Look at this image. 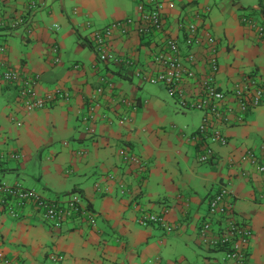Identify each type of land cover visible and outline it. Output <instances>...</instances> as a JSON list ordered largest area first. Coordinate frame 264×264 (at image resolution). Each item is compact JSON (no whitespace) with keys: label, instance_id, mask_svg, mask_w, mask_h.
Returning a JSON list of instances; mask_svg holds the SVG:
<instances>
[{"label":"crops","instance_id":"obj_1","mask_svg":"<svg viewBox=\"0 0 264 264\" xmlns=\"http://www.w3.org/2000/svg\"><path fill=\"white\" fill-rule=\"evenodd\" d=\"M29 1L0 0V20L9 23L23 16ZM37 1L31 34L25 27H0V46L7 48L0 63L23 75H38L41 94L61 89L70 92L71 100L28 114L17 100V90L0 82V183L39 187L46 197L61 201L79 193L97 223L92 227L77 221L55 228L31 206L16 219L0 204V264H149L157 259L163 264H219L223 254L207 252L198 231L210 197L224 183L230 185L236 217L253 231L249 264H264V174L242 160L247 150L260 153L264 147V100L243 123L232 117V123L222 127L228 145L216 146L214 161L200 165L198 149L188 139L203 114L183 112L175 102L174 113L170 112L169 103L159 95H145L149 83L125 73L115 62H100L92 44L80 41L79 36L87 34L82 32L87 20L102 27L130 16L128 12L117 7L109 15L106 0ZM171 1L168 23L173 30L180 16L210 10L204 23L218 40L220 85L232 86L254 72L264 76V40L242 24L244 1ZM136 3L132 15L137 13ZM246 4L255 13L261 9L260 1ZM54 46L60 48L59 64L54 62ZM112 50L156 68L151 63L153 47L137 36L116 39ZM195 51L197 71L203 74L207 51L204 47ZM104 82L113 85L119 98L139 107L133 111L104 106L98 109L97 120L86 123L88 99ZM153 86L159 93L166 91L162 85ZM101 101L110 99L102 96ZM122 114L132 121L120 125ZM129 153L139 155L142 165L128 163L124 156ZM163 207L169 211L166 220L172 232L138 224L142 209ZM51 255L64 260L53 262Z\"/></svg>","mask_w":264,"mask_h":264},{"label":"built area","instance_id":"obj_2","mask_svg":"<svg viewBox=\"0 0 264 264\" xmlns=\"http://www.w3.org/2000/svg\"><path fill=\"white\" fill-rule=\"evenodd\" d=\"M260 1L261 10L264 9V0ZM137 15L127 16L115 20L105 26L97 27L87 20L85 22L84 36L92 44L98 60L102 63L115 62L122 67L125 73L151 85H162L169 97L174 100L183 112L198 111L203 114L200 126L189 137V141L198 149V164L204 165L214 161L216 146L224 147L229 140L223 133L222 127L232 123V117L238 123H243L249 113L259 108L264 100V76L254 72L232 86L223 87L218 82L221 64L219 61L218 40L207 31L204 20L197 15L195 21H190L186 15L177 20L175 30L168 23V11L174 7L171 0H138ZM37 0H30L27 13L9 23L0 20V27L11 30L25 27L29 34L33 32L34 21L32 13L38 9ZM209 10V9H207ZM210 11V10H209ZM264 12H260L262 15ZM253 15L254 11L241 16V22L255 35L264 40V25L259 24ZM53 25V29H57ZM137 36L140 40L150 43L153 47L151 63L153 70L139 60L129 56H117L112 50L113 42L119 38ZM204 47L207 51L205 60L206 70L200 74L198 70V56L195 51ZM7 48L0 46V54L6 53ZM54 62L59 64L61 58L59 48L53 47ZM80 68L79 65L74 66ZM0 82L10 84L17 88V100L28 114L52 108L59 102H69L71 94L68 91L56 89L39 92L40 77L23 75L19 70L13 69L6 63H0ZM112 84L101 85L92 97L89 98V113L84 122L96 119L95 112L106 106L109 109L126 106L136 111L139 104L120 93H114ZM108 96L110 102H102L101 97ZM107 108V109H108ZM128 114H122L118 119L120 125L131 122ZM22 126L21 122H16ZM83 155L85 152H79ZM126 161L132 165H142L141 159L134 154L127 155ZM242 160L249 161L264 174V147L260 153L247 150ZM67 200L50 199L37 187H27L21 183H0V204L13 218H20L27 206L33 207L35 212L43 219L61 228L70 222L83 221L96 226L97 217L89 206L84 204L79 193H72ZM236 203L228 183L222 184L218 191L208 201V212L201 220L198 238L206 248L223 254L219 264H249V249L253 237L252 228L248 223L236 217ZM167 207L160 211L142 209L137 222L143 227L160 226L168 232L173 228L169 226L166 217L169 213ZM53 262H62L64 256L51 255ZM149 264H161L155 260Z\"/></svg>","mask_w":264,"mask_h":264},{"label":"rangeland","instance_id":"obj_3","mask_svg":"<svg viewBox=\"0 0 264 264\" xmlns=\"http://www.w3.org/2000/svg\"><path fill=\"white\" fill-rule=\"evenodd\" d=\"M107 2H108V5H109V7H108V11H109V15H113V14H115V10H116V8L117 7H120L121 8V10L124 8V10H126L127 12H128V15H130V16H136L137 15V13L136 14H134V15H132V12H133V10H134V8H135V2H137L138 3V0H106ZM237 1H239V0H237ZM242 1H244V2H242L245 6L244 7H246L245 9L247 10H245V11H243V12H245L244 14H249L250 12H252V9L251 8H253V6H250L251 8H249L248 7V5L246 4V2H248V3H250L251 5H257V4H259V0H242ZM136 3V4H137ZM137 7H138V4H137ZM248 9H251V10H248ZM254 17H255V20L259 23V24H263L264 25V19H263V17L261 16V14L260 13H257L256 15H253ZM82 32H85V31H82ZM73 46H74V44H73ZM76 47L74 46V49H75ZM157 89H159V87H156V86H153V85H149V84H147L146 86H145V95H149V94H152V95H159L162 99H164L166 102H168L169 103V107H168V109H169V111L170 112H173L174 113V109H175V106H174V100H172L170 97H169V95H167L168 93H166L167 91H165L164 89L161 91V93H159L158 91H157ZM188 115H191L190 113H188ZM140 117H141V114H140ZM26 183H29V184H33L34 182L33 181H31V180H27V182ZM35 185V184H34ZM39 190L41 189V188H39V187H37ZM42 191V190H41ZM71 193V192H70ZM73 193V192H72ZM68 197H71L70 195L68 196ZM207 206H208V203H207ZM207 208V207H206ZM207 212H208V208H207ZM207 214V213H206ZM207 249V248H206ZM207 252H210V250L209 249H207ZM216 257H217V259L219 258V257H221V255L220 254H217L216 255ZM191 263H194V262H191ZM48 264H50V262L48 261ZM161 264H163V263H161Z\"/></svg>","mask_w":264,"mask_h":264},{"label":"trees","instance_id":"obj_4","mask_svg":"<svg viewBox=\"0 0 264 264\" xmlns=\"http://www.w3.org/2000/svg\"><path fill=\"white\" fill-rule=\"evenodd\" d=\"M40 5V4H39ZM38 5V6H39ZM39 8V7H38ZM263 10V12H264V9H262ZM262 10L261 9H259V10H257V13H260V12H262ZM27 12V11H26ZM208 12H209V10L206 12L205 11V13L203 12V11H197L196 13H193V15L192 14H184V15H186V18H188V20H190V21H195V19H196V16L198 15L199 17H200V19H206L207 18V14H208ZM254 13H255V11H254ZM257 13H255V14H257ZM25 14V13H24ZM263 19H264V17H263ZM80 37V41H81V43L82 44H87V43H89V41L86 39V38H84V37H82L81 35L79 36ZM58 47V46H57ZM59 48V47H58ZM92 49H93V47H92ZM59 53H60V48H59ZM105 84H107V82H104L102 85H104L105 86ZM10 85V84H9ZM14 87V86H13ZM15 88V90H17V88L16 87H14ZM17 95H18V90H17ZM89 100V99H88ZM89 102V101H88ZM89 111V108L87 107V109H86V112H85V114L83 115V119H84V117L85 116H87L88 115V112ZM98 111H100V110H97L96 112H95V116H96V119H97V117H98ZM107 111L109 112V109H107ZM118 112H119V110H118ZM120 113V112H119ZM107 118H109L110 119V117H108V116H106ZM130 154V153H129ZM133 154V153H132ZM256 154H258V153H256ZM135 155V154H134ZM126 156H127V154H126ZM126 156H124V159H125V157ZM138 157L139 158H141L139 155H138ZM126 160V159H125ZM141 160H142V158H141ZM110 178L111 179H115V177L114 176H110ZM120 188L121 189H124V187H123V185H121L120 186ZM215 251V250H214Z\"/></svg>","mask_w":264,"mask_h":264},{"label":"clouds","instance_id":"obj_5","mask_svg":"<svg viewBox=\"0 0 264 264\" xmlns=\"http://www.w3.org/2000/svg\"><path fill=\"white\" fill-rule=\"evenodd\" d=\"M210 250V249H209Z\"/></svg>","mask_w":264,"mask_h":264}]
</instances>
